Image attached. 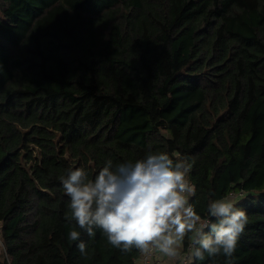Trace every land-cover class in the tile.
I'll list each match as a JSON object with an SVG mask.
<instances>
[{
    "label": "trees",
    "instance_id": "16d2710c",
    "mask_svg": "<svg viewBox=\"0 0 264 264\" xmlns=\"http://www.w3.org/2000/svg\"><path fill=\"white\" fill-rule=\"evenodd\" d=\"M149 152L188 158L202 219L233 194L231 264H264V0H0V264H136L65 220L59 178Z\"/></svg>",
    "mask_w": 264,
    "mask_h": 264
},
{
    "label": "clouds",
    "instance_id": "9594fccd",
    "mask_svg": "<svg viewBox=\"0 0 264 264\" xmlns=\"http://www.w3.org/2000/svg\"><path fill=\"white\" fill-rule=\"evenodd\" d=\"M192 164L179 153L149 152L143 158L113 165L111 159L92 178L83 168L69 169L59 179L69 197L65 220L74 221L89 237L100 230L108 244L142 256L158 254L171 264L181 260L188 240L187 261L223 255L231 264L248 223L245 210L224 196L207 204L202 219L190 198L196 189L189 180ZM73 227L68 233L81 255L86 243Z\"/></svg>",
    "mask_w": 264,
    "mask_h": 264
},
{
    "label": "built area",
    "instance_id": "2783aa9c",
    "mask_svg": "<svg viewBox=\"0 0 264 264\" xmlns=\"http://www.w3.org/2000/svg\"><path fill=\"white\" fill-rule=\"evenodd\" d=\"M191 182V181H190ZM234 195H230V197L232 198ZM187 255H188V246L186 251H184L181 260L179 262V264H187ZM159 259H158V254H154L152 257H145L140 255V257L137 260L136 264H159Z\"/></svg>",
    "mask_w": 264,
    "mask_h": 264
},
{
    "label": "crops",
    "instance_id": "0c3cea01",
    "mask_svg": "<svg viewBox=\"0 0 264 264\" xmlns=\"http://www.w3.org/2000/svg\"><path fill=\"white\" fill-rule=\"evenodd\" d=\"M183 253H184V246H183V250H182V255H183ZM158 259H159V262H160L159 264H171V262H169L167 260V258H165V257H161V256L158 255ZM179 262H180V260L177 261L176 264H179Z\"/></svg>",
    "mask_w": 264,
    "mask_h": 264
},
{
    "label": "rangeland",
    "instance_id": "374dc122",
    "mask_svg": "<svg viewBox=\"0 0 264 264\" xmlns=\"http://www.w3.org/2000/svg\"><path fill=\"white\" fill-rule=\"evenodd\" d=\"M3 251V244L1 239V223H0V252Z\"/></svg>",
    "mask_w": 264,
    "mask_h": 264
}]
</instances>
